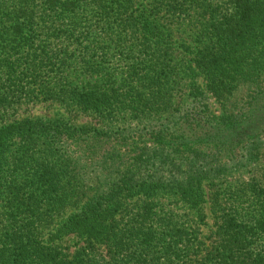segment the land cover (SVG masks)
I'll return each instance as SVG.
<instances>
[{
  "label": "trees",
  "instance_id": "1",
  "mask_svg": "<svg viewBox=\"0 0 264 264\" xmlns=\"http://www.w3.org/2000/svg\"><path fill=\"white\" fill-rule=\"evenodd\" d=\"M178 30L191 33L190 44L196 45L182 44L219 94L244 64L264 72V0H0V78L16 73L13 82L0 79V264H264V172L235 191L229 203L222 193L211 200L214 230L206 244L198 223L186 227L164 196L183 190L181 199L205 222L206 174L194 175L196 162L183 179L142 183L145 193L130 204L132 194H123L122 187L133 177L119 170L103 174L96 162L92 142L102 136L99 131L38 117L7 123L12 104L41 94L63 97L83 113L111 115L125 106L140 118L153 108L169 111L171 93L183 91L182 69L188 64L179 60L186 53L174 47ZM80 32L118 33L125 43L104 46L106 51L139 42L144 55L125 59L126 78L112 83L89 80L80 87L65 77L42 80L39 72L51 63L46 46L53 50L52 39ZM43 37L49 44L45 39L36 47ZM59 53H65V65L71 55L66 48ZM103 68L96 64L93 70ZM47 135L50 141L40 144ZM104 158L116 159L112 152ZM95 175L98 182L91 179ZM69 210L75 212L68 216ZM58 218L65 219L60 235L65 246L55 244L57 233L45 239ZM69 235L77 242L71 244Z\"/></svg>",
  "mask_w": 264,
  "mask_h": 264
},
{
  "label": "rangeland",
  "instance_id": "2",
  "mask_svg": "<svg viewBox=\"0 0 264 264\" xmlns=\"http://www.w3.org/2000/svg\"><path fill=\"white\" fill-rule=\"evenodd\" d=\"M28 34L31 37V33ZM121 37L118 33L80 32L74 33L72 39L64 37L58 42L52 39L55 48L52 50L48 45L46 46L51 63L45 70L39 72L41 79L54 82L61 79L60 77H65L80 87L86 85L89 80L108 83L115 82L118 77L124 80L126 78L124 70L127 69L123 64L127 62L125 59L140 58L144 54L137 46L139 42L131 49L127 45L109 51L104 49V46L115 47L116 42L125 43L126 39L124 36L123 39ZM174 37L176 38L174 47L187 55L183 56L180 53V62L186 60L188 64L182 69L185 75L182 79L183 91L181 95L171 93L173 104L165 113L162 110L158 113L157 108H153L152 111H141V117L135 118L130 108L125 106L114 108L111 115H101L96 111L83 113L78 108H74L76 107L74 105L69 107L72 104L62 101L63 97L58 99L41 94L24 99L17 107L12 104L6 118L9 119L7 123L13 122L10 119L25 117L53 119L75 124L74 126L85 125L87 129H92L91 131H99L98 135L102 136L94 140L92 142L94 144L89 142L95 145L98 151L99 157L96 162L105 170L103 174L106 171L119 170L133 177L130 183L133 193L130 192V186L122 187L123 194L128 196L132 194L130 204L145 193L144 190L140 191L142 183L173 182L176 179H183L182 177L191 170L190 163L196 162L193 164L195 166L193 170L198 167L199 170H196L197 173L194 175L198 177L200 171L206 174L205 222L197 219L196 210L191 203L181 199L183 190L177 192L173 188L164 196L166 203L171 202L176 205L174 210L178 218L181 217L183 223H186V227H196L198 223L201 239L209 244L212 241L210 235L214 230L215 221L211 200L218 193H222L224 203H229V198L235 191L254 178L261 177L264 172V72L260 73L261 66L253 69L250 65L244 64L240 66L239 76L231 78L224 89L225 92L219 94L211 81L205 80L192 64L194 56L182 44L186 41L191 48L196 45L190 44L191 33L178 30ZM45 39L46 37L41 41L38 39L36 47L45 44ZM46 43L49 44V38L46 39ZM57 43L59 46H56ZM60 48H66L71 55L65 65L61 60L65 53H59ZM82 50H85V57H82L84 53H81ZM96 64L103 65L102 72L93 70ZM4 78L5 80L10 78L13 82L16 73ZM4 78L2 76L0 79ZM169 118L173 121L168 122ZM156 123H160L163 132L158 131V125L154 126ZM50 137L49 135L43 137L40 144L50 141ZM84 138L83 135L79 140L84 141ZM19 139V137L14 138L16 142H19ZM41 147L49 146L41 145ZM57 147L62 149V146ZM106 152H112L116 159L106 161L104 158ZM135 156L140 160L132 163L131 159ZM91 170L94 174L93 168ZM103 174L100 177H103ZM91 179L99 181L97 175ZM199 190L201 189L198 188L196 191ZM80 191L82 190L79 189ZM47 192L52 194L54 190H47L45 193ZM74 212L69 210L66 215L69 216ZM64 222L65 219L58 218L48 230L45 239L57 233L55 244L60 245L64 240L60 237ZM66 238L70 240L69 242L72 241L71 244L77 240L74 235ZM62 245H67V242L63 241Z\"/></svg>",
  "mask_w": 264,
  "mask_h": 264
}]
</instances>
